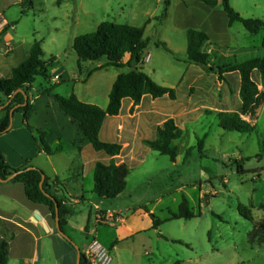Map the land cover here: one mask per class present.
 <instances>
[{
	"label": "rangeland",
	"instance_id": "374dc122",
	"mask_svg": "<svg viewBox=\"0 0 264 264\" xmlns=\"http://www.w3.org/2000/svg\"><path fill=\"white\" fill-rule=\"evenodd\" d=\"M167 1L168 4L166 0H62L57 4V0H34V7L21 15L18 0H0V22L7 21L15 43L39 41L44 59L56 58L51 70L62 67L69 77L70 71L75 70V81L68 79L57 85L51 81L53 93L63 97L88 91L100 103L108 97L111 77L126 71L107 67L87 86L78 81L107 60L82 62L79 76L72 42L78 36L95 32L102 22L144 29L150 60H143L139 68L158 85L176 84L184 76L183 87L175 88L177 105L158 101L154 106L158 119L173 115L183 131L174 142L176 162L152 152L143 163L130 169L126 194L113 200L100 199L101 210L120 212L128 220L127 227L119 222L116 227L100 226L94 235L108 251L109 264H264V80L258 72L253 73L259 92L245 114L241 112L238 74L225 75V82H219L215 74L203 71L210 78L197 81L210 92L192 90L186 100L184 89L201 70L186 62L187 29L203 31L211 38L213 42L207 43L205 50L211 55L213 67L264 55V30L250 34L240 23L228 27L219 0L212 10L199 0ZM229 3L243 18L264 20V0ZM15 53L14 64L20 60L19 49ZM39 84H45L41 77L36 78L34 86ZM185 102L186 113H173ZM143 103L148 106L149 99ZM214 106L219 111L210 108ZM235 116L253 130H226L228 121ZM187 150L190 152L186 156ZM88 160L92 161V157ZM38 161L46 164L45 156ZM83 184L87 190L92 188V173L87 174ZM183 198L188 200L194 218L170 220L172 214L178 213ZM129 205L146 208L127 210ZM239 206L249 211L251 220L239 214ZM88 211L77 209L75 222ZM144 211L163 221L157 230L150 229V217ZM113 218L111 215L108 221L113 222ZM93 227L91 221L90 231ZM129 229L136 233L127 236ZM72 236L80 245L88 242L82 231L76 230ZM113 240L117 243L112 247ZM8 264H15L14 260L9 258Z\"/></svg>",
	"mask_w": 264,
	"mask_h": 264
},
{
	"label": "crops",
	"instance_id": "0c3cea01",
	"mask_svg": "<svg viewBox=\"0 0 264 264\" xmlns=\"http://www.w3.org/2000/svg\"><path fill=\"white\" fill-rule=\"evenodd\" d=\"M207 8L212 10L213 6ZM1 20L0 79H9L12 75V69L28 58L30 47L35 41L28 45L15 43L8 30L9 24L5 19ZM226 20L228 21L227 16ZM211 41L209 37L207 43L209 44ZM205 45L203 47L204 51H206ZM17 49H19L20 60L14 64L12 59L16 57L15 52ZM145 56L149 57V61L150 54L147 53V48L144 52V57ZM129 59L130 56L126 54L121 60V63L126 64ZM82 62L84 61L79 62L77 57L79 76H82ZM106 63L96 66L89 72L87 71L85 78L78 81L87 86L90 84L92 78L103 70L94 71V69L106 65ZM67 73L68 72L62 67H57L53 70L50 69L49 74L51 80L49 83L46 80H44L45 84H39L38 86H34L33 83L29 89L32 111L28 123L34 128L45 131L47 133V143L49 147L57 151L52 155L46 154L33 135L24 127L22 113H12L8 131L0 135V152L7 165L13 169H19L28 165L43 171L45 176L49 179L51 193L54 197L62 201L66 209L71 211V213L64 218L62 225V232L68 240L58 233L55 219H52L48 207L34 204L26 198L24 187L21 183H13L11 180L1 182L0 240L4 239L7 241L8 262L9 258H12L15 264H77L79 260L76 247L79 249L80 253H83L84 249L92 241L98 242L96 238H94V235L101 226L98 222L99 211L105 212L107 226L116 227L115 223L119 222L120 226L127 227L128 220L127 218H123L120 212L111 213L101 210V198H98L92 193L93 186L92 188H88V190L85 188L83 184L84 180L87 174L90 173H92L93 178V170L97 162L103 163L110 169L119 164H125L131 169L134 165L143 163L147 156L155 152L149 143L156 139L157 129L161 127L167 119H173V115L158 119L160 115H158L154 106L158 101H167L171 105L176 106L177 93L175 92L174 100H171L168 95L153 99L150 93L143 88L141 90L142 100L139 104L134 105L133 101L129 98L123 99L119 114L117 116H106L99 131L98 138L101 142L121 145L122 150L120 154L109 155L101 151L97 152L88 142L85 141L81 143L82 138L77 123L60 110L54 99L51 96L41 94L43 89L53 86L51 81L55 75H59L60 80L57 83L52 81L54 85L68 79L72 81L77 80L75 78L77 75L75 70L70 71V77ZM230 74L238 73L233 72L226 75ZM117 75L118 74H115V76L111 77L108 87V97L106 95L103 100H100V103H98L99 99L91 96L88 91L80 96L73 92L68 93L67 96L73 94L80 102L96 105L105 109L108 105L110 90ZM207 78H210V76L203 73L202 69L198 70L195 79L190 80V82L186 83L184 86L186 100L189 99L188 93L192 90L202 93L210 92L208 88L199 85L197 81L199 79L205 81ZM184 84V76L180 77L176 84L161 83L163 87L173 89L174 91L175 88L183 87ZM146 98L149 99L148 106H145L143 103ZM6 102L7 99L0 93V106ZM131 108H133L132 113ZM210 108L219 111L215 106L214 108ZM186 111L187 102H185L182 108L177 109L173 113H186ZM2 117L3 113L0 109V118ZM42 156H45L46 164L42 161H38ZM88 157H92V161H89ZM55 160H57L56 163ZM127 192L128 180L126 189L122 194H126ZM138 205H129L127 206V210L136 209L143 211L146 208L145 205ZM86 208L89 209V211L87 213L83 212L82 218L75 222L74 217L76 215V210L78 209L80 212ZM149 214L150 212L144 211V215ZM111 215L114 216L113 222L108 221ZM91 221L94 227L90 231L89 223ZM150 226V229H152V221ZM76 230L82 231L86 235L88 242L84 243L85 245H80L73 238L72 235ZM127 233V236H133L136 232L129 229ZM111 243L113 247V245L117 243V240H113Z\"/></svg>",
	"mask_w": 264,
	"mask_h": 264
},
{
	"label": "trees",
	"instance_id": "16d2710c",
	"mask_svg": "<svg viewBox=\"0 0 264 264\" xmlns=\"http://www.w3.org/2000/svg\"><path fill=\"white\" fill-rule=\"evenodd\" d=\"M61 1L57 0V4H60ZM199 1L210 6H214L217 3V0ZM219 1L227 16L228 27H231L234 23H240L250 34H257L264 30V20L243 18L231 7L229 0ZM19 2L22 7L21 15H25L28 10L34 7V0H19ZM166 4H168L167 0ZM143 33V28L102 22L95 32L74 38L72 49L77 55L79 62L107 60L106 65L96 68L94 71L107 67L126 69V71L117 75L110 90L108 105L105 109L80 102L73 94L63 97L53 93V86L46 87L41 92V94L51 96L60 110L77 123L82 138L81 143L88 142L97 152L119 155L122 150L121 145L101 142L98 135L105 117L119 114L123 99L129 98L134 105L139 104L142 100L141 90L143 88L150 93L153 99H158L165 95H168L171 100L175 99V91L173 89L158 85L139 68L148 45V40L143 39ZM208 41L209 37L205 32L188 29L186 31V62L199 66L205 73L215 74L219 82H225L226 74L237 72L240 78L239 98L241 101V112L245 114L254 104L259 92L258 85L253 80V73L255 71L258 72L261 79L264 80V55L250 57L242 62L222 63L213 67L210 53L203 50L204 45ZM157 46H162L166 52L171 53L163 44L158 43ZM126 54L130 56V59L126 64H122L121 60ZM174 58L179 60L175 56ZM55 61V57L44 60L41 43L35 41L30 47L28 58L12 69L11 77L9 79H0V93L7 99V102L0 106L3 113V117L0 118V135L6 133L10 127V113H22L24 127L33 135L40 147L48 155H52L57 150H52L49 147L47 133L30 126L28 123L32 111L29 89L37 77L43 78L48 83L50 82L49 69L54 66ZM132 112L133 108H131ZM225 129L241 133L253 130L249 124L236 116L228 121ZM182 134V129L176 126L174 120L170 118L157 129L156 139L149 144L156 153L168 157L174 163L177 158V149L174 142L179 140ZM198 146L202 151L203 140L199 141ZM189 152L190 150H187L186 156ZM13 174L15 176L11 182L23 185L25 196L30 202L48 207L52 219H55V205H57L59 226L62 231L64 218L71 211L66 209L62 201L51 193L49 179L43 171L28 165L13 169L7 165L0 152V180H6ZM129 175L130 169L125 164H119L110 169L103 163L97 162L93 170L92 193L101 199H116L125 191ZM42 179L43 183L41 186ZM238 212L243 218L251 220L249 211L246 208L239 206ZM149 217L152 221V229L157 230L163 221L155 214H149ZM192 218H194V215L189 207V202L186 198H183L178 213L172 214L170 220H189ZM98 222L101 226H107L105 212H98ZM173 242L181 243L180 241ZM7 262L8 244L6 240L1 239L0 264H7ZM79 264H87L83 253H81ZM173 264H181V262L176 261Z\"/></svg>",
	"mask_w": 264,
	"mask_h": 264
},
{
	"label": "built area",
	"instance_id": "2783aa9c",
	"mask_svg": "<svg viewBox=\"0 0 264 264\" xmlns=\"http://www.w3.org/2000/svg\"><path fill=\"white\" fill-rule=\"evenodd\" d=\"M148 56L144 58V62L148 61ZM60 79L59 75H55L52 81L57 83ZM83 255L87 264H109L111 258L108 251L102 247L98 242L92 241L83 251Z\"/></svg>",
	"mask_w": 264,
	"mask_h": 264
},
{
	"label": "water",
	"instance_id": "95a60500",
	"mask_svg": "<svg viewBox=\"0 0 264 264\" xmlns=\"http://www.w3.org/2000/svg\"><path fill=\"white\" fill-rule=\"evenodd\" d=\"M11 118H12V112L10 113V121H11ZM14 176H15V174L11 175L6 180H0V182H6V181H9V180H12ZM42 183H43V179H42V181L40 183L41 186H42ZM55 224H56V229H57L58 233L62 237H64L65 239L68 240V238L64 235V233L60 230V226H59V216H58V211H57V205H55ZM76 250L78 252V260H80L81 253H80V251H79V249L77 247H76ZM77 264H79V261H78Z\"/></svg>",
	"mask_w": 264,
	"mask_h": 264
}]
</instances>
